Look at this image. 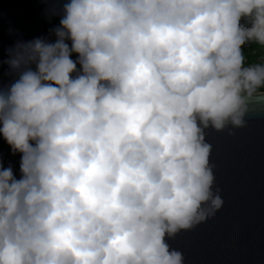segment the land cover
Instances as JSON below:
<instances>
[{"label":"clouds","instance_id":"clouds-1","mask_svg":"<svg viewBox=\"0 0 264 264\" xmlns=\"http://www.w3.org/2000/svg\"><path fill=\"white\" fill-rule=\"evenodd\" d=\"M44 2L55 39L0 61V264H185L224 205L207 130L264 112V0Z\"/></svg>","mask_w":264,"mask_h":264},{"label":"water","instance_id":"water-1","mask_svg":"<svg viewBox=\"0 0 264 264\" xmlns=\"http://www.w3.org/2000/svg\"><path fill=\"white\" fill-rule=\"evenodd\" d=\"M49 7L55 6L44 0H0V61L8 59V49L18 40L55 39L50 29L59 17L49 20ZM11 79L2 63L0 82L7 86ZM247 120L234 135L207 130L224 205L214 217L169 241L184 253L185 264H264V112ZM0 157L19 178L20 154L13 155L2 137Z\"/></svg>","mask_w":264,"mask_h":264},{"label":"trees","instance_id":"trees-1","mask_svg":"<svg viewBox=\"0 0 264 264\" xmlns=\"http://www.w3.org/2000/svg\"><path fill=\"white\" fill-rule=\"evenodd\" d=\"M246 64H254L264 61V48L255 43H250L244 48Z\"/></svg>","mask_w":264,"mask_h":264}]
</instances>
